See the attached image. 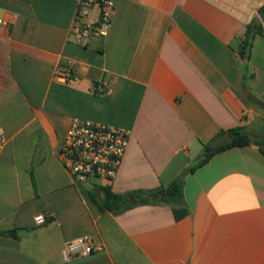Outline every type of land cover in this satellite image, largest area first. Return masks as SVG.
Here are the masks:
<instances>
[{
	"label": "crops",
	"instance_id": "0c3cea01",
	"mask_svg": "<svg viewBox=\"0 0 264 264\" xmlns=\"http://www.w3.org/2000/svg\"><path fill=\"white\" fill-rule=\"evenodd\" d=\"M115 1L107 37L83 47L70 32L75 0H0V264H264L260 147L231 148L188 171L223 131L246 126L264 139L263 124L254 129L264 33L240 55L264 0ZM69 65L73 77L57 80ZM102 81L112 88L97 95ZM75 117L132 130L111 184L81 183L65 168ZM181 175V220L171 204L100 207L103 187L126 195ZM82 236L100 249L66 260L65 244Z\"/></svg>",
	"mask_w": 264,
	"mask_h": 264
},
{
	"label": "built area",
	"instance_id": "2783aa9c",
	"mask_svg": "<svg viewBox=\"0 0 264 264\" xmlns=\"http://www.w3.org/2000/svg\"><path fill=\"white\" fill-rule=\"evenodd\" d=\"M76 10L71 26V35L76 43L87 47L90 40H103L109 34L116 9L115 0H75ZM94 17L92 18V15ZM3 23V20H0ZM264 25V24H263ZM264 33V32H263ZM74 68L69 65L58 69L57 80L68 81L73 77ZM110 81L98 82L93 91L97 95L108 93ZM132 137V130L117 128L87 119H72L61 147L62 162L77 181L81 183L104 182L111 184L117 177ZM6 143L4 129L0 126V153ZM45 216L38 215L35 222L45 223ZM90 237L82 236L67 242L63 257L68 260L86 257L99 250Z\"/></svg>",
	"mask_w": 264,
	"mask_h": 264
},
{
	"label": "trees",
	"instance_id": "16d2710c",
	"mask_svg": "<svg viewBox=\"0 0 264 264\" xmlns=\"http://www.w3.org/2000/svg\"><path fill=\"white\" fill-rule=\"evenodd\" d=\"M264 11V5L261 8V12ZM264 25L259 21L258 18L253 19L247 25L246 39L242 44L240 55L245 57V51L249 43V39L256 35H263ZM258 104L264 109V101L258 102ZM231 134V141L228 143L221 144L216 148H211L210 145L213 142L210 141L205 146L206 156L201 159L195 165L191 166L188 171L193 172L203 164L208 162L213 156L219 154L225 150L248 146L255 144L260 147L264 153V139L257 138L253 139V134L249 131L246 126L235 127L227 131L221 132L222 134ZM217 136V137H218ZM184 177L179 176L168 186H160L152 190H138L132 193L122 195L113 193L109 187H103L102 191L105 195L103 204L100 205L101 209L108 210L114 214H119L129 209H132L138 205H151V204H171L173 206V213L176 220H181L188 214V210L184 208ZM146 195V196H144Z\"/></svg>",
	"mask_w": 264,
	"mask_h": 264
},
{
	"label": "water",
	"instance_id": "95a60500",
	"mask_svg": "<svg viewBox=\"0 0 264 264\" xmlns=\"http://www.w3.org/2000/svg\"><path fill=\"white\" fill-rule=\"evenodd\" d=\"M259 17H260V20L262 21V23L264 24V11H262L259 14ZM252 42H253V38H250L249 39V43H248L247 48H246V51H245V56L246 57H249L250 56ZM263 128H264V125H263ZM230 141H231V134H229V133L222 134V135L216 137L213 140V142L211 143L210 147L211 148H216L217 146H219L221 144H224V143H228ZM205 156H206V153H204L199 160L205 158Z\"/></svg>",
	"mask_w": 264,
	"mask_h": 264
},
{
	"label": "rangeland",
	"instance_id": "374dc122",
	"mask_svg": "<svg viewBox=\"0 0 264 264\" xmlns=\"http://www.w3.org/2000/svg\"><path fill=\"white\" fill-rule=\"evenodd\" d=\"M260 120H261L260 123H257V125H256L257 127H254L255 131L258 130V127H260L259 124L264 125V110L262 111V116H261ZM202 154H204V153H202Z\"/></svg>",
	"mask_w": 264,
	"mask_h": 264
}]
</instances>
